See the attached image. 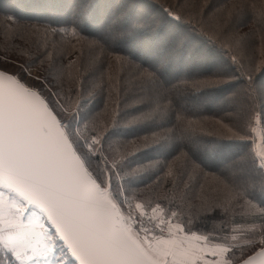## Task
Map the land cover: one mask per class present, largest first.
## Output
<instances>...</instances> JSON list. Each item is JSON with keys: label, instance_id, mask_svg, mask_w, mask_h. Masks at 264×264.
Masks as SVG:
<instances>
[{"label": "trees", "instance_id": "16d2710c", "mask_svg": "<svg viewBox=\"0 0 264 264\" xmlns=\"http://www.w3.org/2000/svg\"><path fill=\"white\" fill-rule=\"evenodd\" d=\"M116 1L0 0V67L36 66L51 105L76 114L81 140L105 130L104 155L125 160L112 183L126 199L144 195L185 231L230 243L235 264L264 234V170L250 132L255 113L264 124V0ZM144 10L155 21L127 29ZM178 33L176 47L168 38Z\"/></svg>", "mask_w": 264, "mask_h": 264}, {"label": "snow or ice", "instance_id": "6c2138e0", "mask_svg": "<svg viewBox=\"0 0 264 264\" xmlns=\"http://www.w3.org/2000/svg\"><path fill=\"white\" fill-rule=\"evenodd\" d=\"M75 115L0 72V264H232L226 242L185 231L159 204L126 199L112 183L125 160L104 155V129L81 140ZM240 264H264V234Z\"/></svg>", "mask_w": 264, "mask_h": 264}, {"label": "rangeland", "instance_id": "374dc122", "mask_svg": "<svg viewBox=\"0 0 264 264\" xmlns=\"http://www.w3.org/2000/svg\"><path fill=\"white\" fill-rule=\"evenodd\" d=\"M122 2H123L122 0L116 1V3H120V4H122ZM7 3L10 6L13 5L12 2H7ZM78 5H81V3H78ZM116 8L119 9V8H121V6L117 5ZM122 17H123V15L121 16V18ZM117 21L118 20L112 21V22H117ZM151 21H155L153 18V15L148 13L146 10H144L143 14L141 16V19H139L138 21L137 20L131 21L130 22L131 24L127 29H131L133 27V25L136 23L151 22ZM170 30L174 31L175 29L171 28ZM183 37H184V35H181L180 33L171 34V36H169L168 40L173 39L176 43V47H178L179 44L183 41V39H184ZM171 53H172V47L168 46V43L165 42L164 52L158 57V62L160 63V66H162V67L165 66L167 60H169V56L171 55ZM208 64H209V58L203 59V61L189 66L181 74H186V73H190L193 71H197L200 68L207 66ZM8 67L9 68H7V70H5L1 67H0V69L3 71H6L12 75L17 76L21 80V82L25 83L28 87L38 91L41 94V96L43 98H45L49 102V104L51 105L45 89L49 90L51 92V94L55 97L54 91L51 88V86L49 85V83L44 79V77L40 75L36 66H26V65H24V63L12 62L8 65ZM208 101H209V103H215V104H217L219 102L218 100H215L212 98H210ZM187 104L190 105L188 102H187ZM228 104L233 105L232 102H229V101H228ZM250 132H251L253 151L255 153V156H256V159H257L259 166H261L262 164H264V124L262 123L261 115L259 113H255L253 116V121L251 124ZM194 145H195V143H194ZM139 194H141V193H139ZM140 197H142V198H140L141 200L138 201L140 203H143L144 201H149L146 199V196H144V195H140ZM179 197L181 198V196H179ZM201 200L203 202H206L205 197H202ZM194 202H197V201L195 200ZM157 215H160V213H157ZM249 227L250 226L237 227L233 233V237H235V239H233V242L240 241L241 240V231L246 229V228H249ZM213 244H217V243H213ZM219 244H225V243H219ZM226 246L230 247V243H226ZM209 259H211V257H209ZM239 262L240 261L236 262L235 264H237Z\"/></svg>", "mask_w": 264, "mask_h": 264}, {"label": "built area", "instance_id": "2783aa9c", "mask_svg": "<svg viewBox=\"0 0 264 264\" xmlns=\"http://www.w3.org/2000/svg\"><path fill=\"white\" fill-rule=\"evenodd\" d=\"M148 212L151 213L150 211H148ZM146 226H147V227H151L152 224H151V223H148V224H146Z\"/></svg>", "mask_w": 264, "mask_h": 264}, {"label": "water", "instance_id": "95a60500", "mask_svg": "<svg viewBox=\"0 0 264 264\" xmlns=\"http://www.w3.org/2000/svg\"><path fill=\"white\" fill-rule=\"evenodd\" d=\"M0 72H6V71H3V70H1V69H0ZM7 73H8V72H7ZM9 74H10V73H9ZM77 263H78V262H77ZM237 264H240V262H239V263H237Z\"/></svg>", "mask_w": 264, "mask_h": 264}]
</instances>
